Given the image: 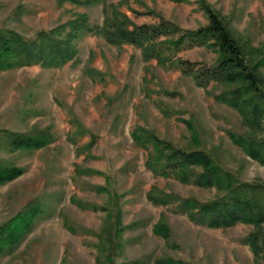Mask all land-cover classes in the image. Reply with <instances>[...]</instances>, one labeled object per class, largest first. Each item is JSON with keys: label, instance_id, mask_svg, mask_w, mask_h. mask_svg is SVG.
Here are the masks:
<instances>
[{"label": "rangeland", "instance_id": "rangeland-1", "mask_svg": "<svg viewBox=\"0 0 264 264\" xmlns=\"http://www.w3.org/2000/svg\"><path fill=\"white\" fill-rule=\"evenodd\" d=\"M127 1L120 11L135 24L156 23L159 14L183 30L207 24L197 0ZM205 1L242 46L264 88V0ZM103 9V4L0 0V30L33 40L39 31L77 13L100 26ZM76 46V58L61 68L0 72V164L24 170L0 186V228L18 213L25 215L29 227L16 247L0 252V264H153L157 258L185 264H254L243 243L252 226H197L174 204L154 206L146 199L152 186L200 202L216 192L154 176L144 165L149 149L132 140L138 130L176 148L195 149L184 123L188 121L200 149L221 167L242 181L264 184V165L249 159L227 136L228 131L243 132L241 115L215 102L173 63L188 62L197 70L213 65L217 54L185 45L168 52L172 63L161 66L144 62L137 48L111 46L99 35L88 34ZM224 89L214 83L208 87L212 94ZM5 132L49 135L50 142L38 150L14 151ZM117 215L125 226L119 237L111 224ZM161 219L169 228L168 243L152 232Z\"/></svg>", "mask_w": 264, "mask_h": 264}, {"label": "trees", "instance_id": "trees-1", "mask_svg": "<svg viewBox=\"0 0 264 264\" xmlns=\"http://www.w3.org/2000/svg\"><path fill=\"white\" fill-rule=\"evenodd\" d=\"M115 1L57 0L59 5L70 3L89 7L103 4L104 15L100 26L91 25L85 13H77L64 23L47 31H39L33 40H26L14 30H0V72L31 66L61 68L76 58V42L88 34L103 37L111 46H133L140 51L144 62L154 60L161 66L172 63L168 52H176L185 45L206 47L217 54L211 66L194 70L187 66L188 62L177 60L173 63L182 73L190 75L195 85L211 95L215 102L241 115L243 132L228 131L227 136L249 159L264 165V88L259 85L255 66L247 63L242 46L211 6L205 0H197L199 9L207 17V24L195 30H183L160 14L156 15V23L135 24L126 13L120 11V6L128 1L119 0L116 4ZM172 1L186 3L189 0ZM211 83L224 86V91L212 94L208 90ZM184 123L192 131L195 149H179L154 134H140L138 130L132 132V140L141 148L149 149L144 165L154 176L172 177L181 184L214 189L216 193L212 199L200 202L152 186L146 193V199L154 206L174 204L179 213L197 226L209 229H228L238 223L252 226L253 231L243 239V243L253 255L254 264H264V184L242 181L221 167L211 153L200 149L191 123ZM5 135L14 151L38 150L50 142L49 135V138L15 132H5ZM23 173L20 167L0 164V186L14 181ZM24 216L18 213L0 228V245L4 241L0 252L16 247L29 230L24 225ZM111 224L115 227L114 233L121 236L125 226L121 224L120 215H117V220H111ZM152 232L169 242V228L162 219L153 225ZM153 264L185 263L171 258H157Z\"/></svg>", "mask_w": 264, "mask_h": 264}]
</instances>
